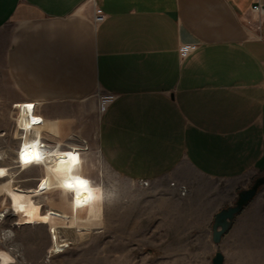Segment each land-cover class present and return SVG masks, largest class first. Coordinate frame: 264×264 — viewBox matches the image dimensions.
I'll list each match as a JSON object with an SVG mask.
<instances>
[{
    "label": "crops",
    "instance_id": "1",
    "mask_svg": "<svg viewBox=\"0 0 264 264\" xmlns=\"http://www.w3.org/2000/svg\"><path fill=\"white\" fill-rule=\"evenodd\" d=\"M255 4L264 0H0V118L16 123L19 103L108 95L97 124L104 164L129 181L192 186L213 222L264 177V17ZM46 114L38 121H55L62 139L82 117ZM256 223L242 234L264 242Z\"/></svg>",
    "mask_w": 264,
    "mask_h": 264
},
{
    "label": "rangeland",
    "instance_id": "2",
    "mask_svg": "<svg viewBox=\"0 0 264 264\" xmlns=\"http://www.w3.org/2000/svg\"><path fill=\"white\" fill-rule=\"evenodd\" d=\"M108 100L96 92L75 106L30 108L24 102L17 106L16 123L6 118L5 124V118H0V264H210L217 251L225 255L224 264H264V242L249 237L246 229L242 234L249 220L256 221L255 226L264 224V197L259 189L234 218L231 232L213 244L212 214L198 204L196 193L190 194L192 186L170 183L173 189L169 191L164 181L142 185L114 174L104 164L97 149V124ZM63 112L82 114L76 118L77 130L62 139L54 129L43 133L41 140L49 148L56 146L61 154L73 148L79 154L62 156L59 164L63 173L71 172L79 158L83 173L100 186L98 208L90 213L69 212V198L53 187L36 193L45 176L43 165L20 169L15 160L22 142L29 138L21 123ZM238 192L224 208L234 205ZM27 195L40 207L37 218L42 221L34 217L26 223ZM46 212L51 216L48 220ZM73 224L79 233L72 231Z\"/></svg>",
    "mask_w": 264,
    "mask_h": 264
},
{
    "label": "bare ground",
    "instance_id": "3",
    "mask_svg": "<svg viewBox=\"0 0 264 264\" xmlns=\"http://www.w3.org/2000/svg\"><path fill=\"white\" fill-rule=\"evenodd\" d=\"M24 128H26V132L29 133V138L22 142L19 147L15 160L17 163L21 164V167L26 168L30 166H39L43 165L44 167V177L40 180L36 187V193L49 191L52 187L58 189L63 196L69 198V212L76 213H90L98 208L100 195V186L93 184L92 181L87 178V176L83 173V167L81 166V162L79 159L75 160L74 169L71 172L63 173L59 164V159L62 156H66L61 154L57 147H51L44 145L42 143V134L43 133H53L54 129H56L55 121H38V120H26L21 123ZM30 149H34L35 152L39 155V160L33 161L31 163H25L24 160L21 159V153ZM73 148L70 150V153L77 156V152ZM81 164V165H80ZM77 178L84 179L87 181V185L85 188H68L66 187L67 182H75ZM29 191V190H27ZM26 191V192H27ZM58 191V192H59ZM32 193H35L32 191ZM25 201V215L24 219H26V223L33 222L30 218L36 219L37 216L41 217L39 214L40 207L33 203L31 199L28 198ZM79 197V198H78ZM53 212H65L57 209H50ZM41 213V212H40ZM46 212L45 214H47ZM48 215V214H47ZM51 218V216L47 220ZM29 219V220H28ZM42 221L41 218H37V222ZM80 224H85V222H81ZM72 231L74 233H79L80 230H77L78 227L71 225ZM81 227V226H80ZM83 227V226H82Z\"/></svg>",
    "mask_w": 264,
    "mask_h": 264
},
{
    "label": "water",
    "instance_id": "4",
    "mask_svg": "<svg viewBox=\"0 0 264 264\" xmlns=\"http://www.w3.org/2000/svg\"><path fill=\"white\" fill-rule=\"evenodd\" d=\"M264 185V177L256 178L251 186L238 192L234 205L228 206L217 212L213 218L211 226V239L214 244L220 242L222 237L231 227L234 218L243 210V208L256 196L258 189ZM222 255L217 252L211 259L210 264H221Z\"/></svg>",
    "mask_w": 264,
    "mask_h": 264
},
{
    "label": "snow or ice",
    "instance_id": "5",
    "mask_svg": "<svg viewBox=\"0 0 264 264\" xmlns=\"http://www.w3.org/2000/svg\"><path fill=\"white\" fill-rule=\"evenodd\" d=\"M28 107H32V105H28ZM39 119V118H37ZM69 156H72V153H68ZM21 159L24 160V162L27 163H31L33 161L39 160V155L35 152L34 149H30L27 151H24L21 153ZM87 185V181H85L84 179L81 178H77L75 180V182H67L66 187L68 188H73V187H77V188H85ZM79 198V197H78Z\"/></svg>",
    "mask_w": 264,
    "mask_h": 264
},
{
    "label": "built area",
    "instance_id": "6",
    "mask_svg": "<svg viewBox=\"0 0 264 264\" xmlns=\"http://www.w3.org/2000/svg\"><path fill=\"white\" fill-rule=\"evenodd\" d=\"M251 10L255 13V15L258 17V18H263L264 17V6H261L259 4H255L251 7ZM104 14L100 13V12H95L94 15H93V22L94 24L96 23H100L104 20ZM108 102L110 101V96H108ZM17 163V162H16ZM17 166L22 169L21 167V164L20 163H17ZM140 184L142 185H147V181H139ZM171 186H174V183H171ZM181 190V193L184 194L185 192V189L183 187L180 188Z\"/></svg>",
    "mask_w": 264,
    "mask_h": 264
}]
</instances>
